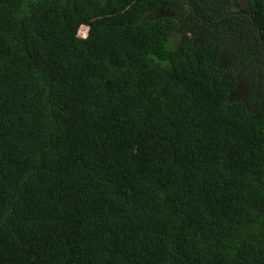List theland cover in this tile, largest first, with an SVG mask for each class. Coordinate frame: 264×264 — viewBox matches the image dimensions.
Masks as SVG:
<instances>
[{"label":"trees","instance_id":"obj_1","mask_svg":"<svg viewBox=\"0 0 264 264\" xmlns=\"http://www.w3.org/2000/svg\"><path fill=\"white\" fill-rule=\"evenodd\" d=\"M234 6L0 0V264H264V0Z\"/></svg>","mask_w":264,"mask_h":264},{"label":"rangeland","instance_id":"obj_2","mask_svg":"<svg viewBox=\"0 0 264 264\" xmlns=\"http://www.w3.org/2000/svg\"><path fill=\"white\" fill-rule=\"evenodd\" d=\"M232 9L236 10H245L246 9V0H236V6L232 7ZM88 31V27L84 26L81 27L79 30V35H85V33Z\"/></svg>","mask_w":264,"mask_h":264},{"label":"water","instance_id":"obj_3","mask_svg":"<svg viewBox=\"0 0 264 264\" xmlns=\"http://www.w3.org/2000/svg\"><path fill=\"white\" fill-rule=\"evenodd\" d=\"M237 12H238V13L247 14V12H246V11H244V10H238Z\"/></svg>","mask_w":264,"mask_h":264},{"label":"clouds","instance_id":"obj_4","mask_svg":"<svg viewBox=\"0 0 264 264\" xmlns=\"http://www.w3.org/2000/svg\"><path fill=\"white\" fill-rule=\"evenodd\" d=\"M81 27H84V26H81ZM86 27V26H85ZM87 33V32H86ZM86 33H85V35H86ZM85 35H83V36H85Z\"/></svg>","mask_w":264,"mask_h":264}]
</instances>
